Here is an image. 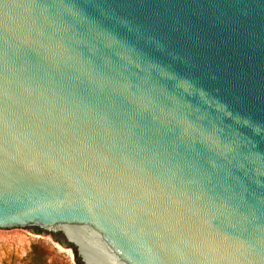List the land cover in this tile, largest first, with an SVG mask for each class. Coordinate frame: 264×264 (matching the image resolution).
I'll use <instances>...</instances> for the list:
<instances>
[{"label": "water", "instance_id": "water-1", "mask_svg": "<svg viewBox=\"0 0 264 264\" xmlns=\"http://www.w3.org/2000/svg\"><path fill=\"white\" fill-rule=\"evenodd\" d=\"M81 264H264V0H0V231Z\"/></svg>", "mask_w": 264, "mask_h": 264}, {"label": "rangeland", "instance_id": "rangeland-1", "mask_svg": "<svg viewBox=\"0 0 264 264\" xmlns=\"http://www.w3.org/2000/svg\"><path fill=\"white\" fill-rule=\"evenodd\" d=\"M0 264H78L63 237L37 228L0 231Z\"/></svg>", "mask_w": 264, "mask_h": 264}, {"label": "trees", "instance_id": "trees-1", "mask_svg": "<svg viewBox=\"0 0 264 264\" xmlns=\"http://www.w3.org/2000/svg\"><path fill=\"white\" fill-rule=\"evenodd\" d=\"M78 264H81L80 262H78Z\"/></svg>", "mask_w": 264, "mask_h": 264}]
</instances>
